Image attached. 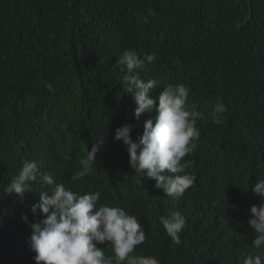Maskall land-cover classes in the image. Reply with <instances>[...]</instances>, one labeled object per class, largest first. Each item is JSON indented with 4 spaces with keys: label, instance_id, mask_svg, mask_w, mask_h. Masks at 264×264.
<instances>
[{
    "label": "trees",
    "instance_id": "trees-1",
    "mask_svg": "<svg viewBox=\"0 0 264 264\" xmlns=\"http://www.w3.org/2000/svg\"><path fill=\"white\" fill-rule=\"evenodd\" d=\"M130 49L155 56L134 73L159 80L157 89L195 84L192 104L204 95L227 109L221 123L202 120L182 160L195 180L179 199L136 177L114 140L129 116L156 115L135 116L117 63ZM101 138L84 171L80 160ZM25 159L66 189L98 191L101 205L135 215L146 237L137 254L160 264H243L260 251L248 220L260 203L252 187L264 179V0H0V264H36L31 224L45 217L32 207L49 186L30 182L22 198L5 192ZM172 211L186 218L179 245L160 223Z\"/></svg>",
    "mask_w": 264,
    "mask_h": 264
},
{
    "label": "clouds",
    "instance_id": "clouds-1",
    "mask_svg": "<svg viewBox=\"0 0 264 264\" xmlns=\"http://www.w3.org/2000/svg\"><path fill=\"white\" fill-rule=\"evenodd\" d=\"M144 20L147 22L146 17ZM154 60V55L140 59L135 49L125 50L118 59L121 70L126 69L128 73L122 81L127 92L133 94L136 118L152 111L156 115L149 120L144 115L142 123L129 116L127 123L116 129L114 140L123 142L136 177L154 180L157 192L179 199L195 180L186 171L190 161L182 163V160L195 149V141L202 132V120L221 123L220 118L227 109L222 100L213 107L204 95L198 103L192 104L190 88L195 84L179 81L157 89L159 80H144L134 73L141 67L148 71L147 63ZM153 89L158 94L155 99L150 94ZM204 106L208 108L207 116ZM103 145L104 138H101L80 160L84 171L91 170ZM30 182L49 186L39 192V202L32 207L33 213L39 210L45 217L31 224L30 248L36 254V264H160L155 256L135 252L146 239L137 217L121 207L101 205L100 192L80 194L66 189L52 175L40 172L35 161L27 159L22 161V167L5 192L22 198L29 192ZM137 183L143 180L138 179ZM252 191L260 198V203L251 207L248 224L254 230L253 247L260 251L248 255L243 264H264V179L258 180ZM23 219L27 222L28 217ZM160 223L173 243L179 245L186 218L179 211H172L161 216ZM101 244H107L112 255L106 256L104 248L98 247Z\"/></svg>",
    "mask_w": 264,
    "mask_h": 264
}]
</instances>
